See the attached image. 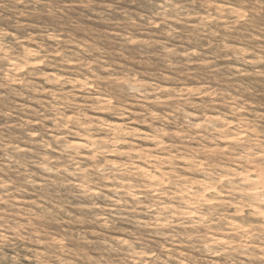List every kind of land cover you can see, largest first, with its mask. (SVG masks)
I'll return each mask as SVG.
<instances>
[{"label":"rangeland","instance_id":"obj_1","mask_svg":"<svg viewBox=\"0 0 264 264\" xmlns=\"http://www.w3.org/2000/svg\"><path fill=\"white\" fill-rule=\"evenodd\" d=\"M262 180L264 0H0V264H264Z\"/></svg>","mask_w":264,"mask_h":264},{"label":"bare ground","instance_id":"obj_2","mask_svg":"<svg viewBox=\"0 0 264 264\" xmlns=\"http://www.w3.org/2000/svg\"><path fill=\"white\" fill-rule=\"evenodd\" d=\"M84 146H85V145H84ZM113 168H114V167H113ZM239 173H240V172H239ZM248 179H249V177H248ZM251 179H252V178H251ZM251 179H250V180H251ZM253 180H254V179H253ZM262 181H264V180H262ZM259 182H261V181H259ZM245 183H246V182H245ZM251 183H252V182H251ZM256 183H257V182H256ZM256 183H255V184H256ZM263 183H264V182H263ZM258 184H260V183H258ZM263 186H264V185H263ZM252 188H253V187H252ZM255 188H256V187H255ZM253 189H254V188H253Z\"/></svg>","mask_w":264,"mask_h":264}]
</instances>
